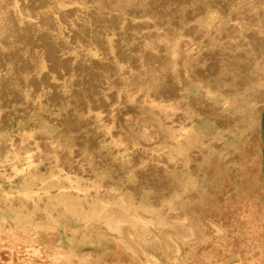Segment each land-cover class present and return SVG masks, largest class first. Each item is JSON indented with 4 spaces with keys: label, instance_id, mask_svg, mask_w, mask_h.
Instances as JSON below:
<instances>
[{
    "label": "bare ground",
    "instance_id": "bare-ground-1",
    "mask_svg": "<svg viewBox=\"0 0 264 264\" xmlns=\"http://www.w3.org/2000/svg\"><path fill=\"white\" fill-rule=\"evenodd\" d=\"M263 124L264 0H0V264H119L83 251L93 222L136 256L196 230L183 264H264Z\"/></svg>",
    "mask_w": 264,
    "mask_h": 264
},
{
    "label": "rangeland",
    "instance_id": "rangeland-1",
    "mask_svg": "<svg viewBox=\"0 0 264 264\" xmlns=\"http://www.w3.org/2000/svg\"><path fill=\"white\" fill-rule=\"evenodd\" d=\"M206 16L203 15L202 21L200 24L205 23ZM230 22L229 18L226 17L222 20V23L225 25ZM194 89L192 87L188 88V92H193ZM244 112V111H243ZM204 120V119H203ZM201 121L200 127L203 125L205 127V131L209 132L212 135L218 136V130L211 125L207 121ZM253 121V114H250L246 111L244 115V124H242L240 127H233L229 130V133L226 136L221 137L220 141V148L219 150L217 148H211L202 156L203 161L209 160L216 152L219 154L221 161L227 160L228 152L230 151L231 147H235L238 145V136L241 134H245L246 130L249 129V127L252 125ZM143 126L142 128L135 127L137 132H143L145 134V137H148V134L153 135L154 128ZM202 127V128H203ZM18 129H15V132L17 130H22L21 127H18ZM21 128V129H20ZM144 128V129H143ZM56 132V131H54ZM263 139H264V124H263ZM262 154V163L264 167V148L261 150ZM13 162V160H12ZM11 171V166H7V171ZM44 169L42 170V172ZM196 180L200 182L201 177L197 176ZM66 224H72L73 219H64ZM81 223L83 222V219L80 218ZM199 223H192L193 226L198 225ZM90 228L92 229V234L94 236L95 243H88L85 244L83 247V251L90 250L91 252H94L96 263H98V256L101 254H116V251H119L122 253V256L119 255L117 257V261L119 264H149V261H145V256H147L148 259L155 258L158 264H183L187 259L190 257V255H193L195 252V243L198 241L204 240V234L201 232H198L194 230V234L185 235L181 238V240H175V243H172L168 248H165L160 245V242L156 239L155 233H148L147 241L145 245L143 243H139L140 246L143 248V250L146 252V255L140 254L139 256H136L135 254H132L128 249L124 248L120 240L117 238V235L114 232H111L110 229L106 228L104 225L93 222L92 226L90 225ZM173 228L175 231L178 230V234L184 231L185 226L181 223L174 222ZM173 236L177 234H172ZM172 236V237H173ZM205 241V240H204ZM98 245V246H97ZM178 248V249H177ZM179 250V251H178ZM16 259L19 260L22 264H40L47 260L46 252L42 251V249H32L28 252H15ZM102 264H112L110 260H108L105 257H101ZM100 260V261H101Z\"/></svg>",
    "mask_w": 264,
    "mask_h": 264
}]
</instances>
